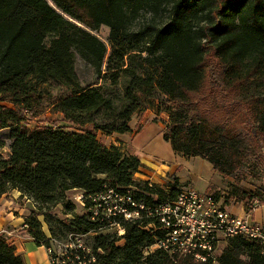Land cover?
Instances as JSON below:
<instances>
[{"label": "trees", "instance_id": "1", "mask_svg": "<svg viewBox=\"0 0 264 264\" xmlns=\"http://www.w3.org/2000/svg\"><path fill=\"white\" fill-rule=\"evenodd\" d=\"M141 12L150 13L152 22L134 31ZM164 15L166 20L155 22ZM102 27L110 30L107 60V46L94 34ZM78 58L97 80L122 85L123 95L109 97L96 82L83 85ZM49 80L70 92L54 105V113L82 129L23 125L35 85ZM259 90H264V0H0V129H10L12 141L0 139V149H9L7 156L0 154V199L13 190L40 206L57 203L71 190L130 191L148 204L158 195L165 199L161 186L135 179L143 167L136 155L98 138V133L132 132L133 115L156 96L158 113L169 118L163 137L173 151L202 158L222 177L234 178L264 157V100L251 109L254 125L248 133L233 128L238 104ZM181 187L174 179L168 196L174 198ZM263 195L234 187L228 199L259 200L264 206ZM122 224L123 246L110 235L95 238L96 264H199L163 251L145 256L155 235ZM30 225V234L42 239L41 224L31 220ZM67 227L88 234L102 224L88 212ZM0 264H26L4 236ZM219 264H264V255L258 244L236 238Z\"/></svg>", "mask_w": 264, "mask_h": 264}, {"label": "rangeland", "instance_id": "2", "mask_svg": "<svg viewBox=\"0 0 264 264\" xmlns=\"http://www.w3.org/2000/svg\"><path fill=\"white\" fill-rule=\"evenodd\" d=\"M152 18L153 16L150 13L141 12L137 19L132 23V30L137 31L144 28V26L152 22ZM166 18L167 16L158 17L155 19V22L159 23L161 20H166ZM94 34L106 44L108 49L106 56L107 60L111 53V46L109 44L110 30L107 27H102ZM76 70L83 85L96 82L97 87H101L102 91L109 97L123 95L122 85H113L110 80H97L92 69L80 58L77 60ZM35 90L37 94L36 98L33 99L32 109L27 113L26 120L23 124L26 128L35 129L46 126H52L55 128L65 127L69 131L75 132L82 129L71 123H66L61 114L54 113L53 111V107L58 101L70 96V92L67 88L49 80L45 83L36 84ZM158 98L159 96H156V98L144 102L139 111L133 115L130 123L133 122L136 126L135 130L142 129L146 123L162 122L165 125L168 121L167 119L169 118L166 113H158L159 108H162ZM263 98L264 90H259L258 92L249 91L244 96L243 101L238 104L239 108H237V110L240 112V117L235 123H233V128L235 130L245 134L249 132L250 128L254 125L251 109L258 106V104L264 100ZM2 106L6 109H13V106L9 103H3ZM85 128L91 129L92 126L89 125ZM10 133V129H0V139L6 142L7 145H10L12 142L10 140ZM98 138L102 143L107 145L110 144V141L104 138L100 133H98ZM260 146L261 149H263L261 142ZM8 152V148L0 149V154L2 156H7ZM174 179L175 178H169L168 180L170 181L166 180V184L159 186L169 190V187H172ZM195 185L196 190L203 191L206 184L204 181H200L196 182ZM234 187L244 188L252 192H257L259 190L264 191V157L258 162V164L246 167L234 178L221 177L219 185H210L209 190L207 191L210 194L220 190L221 198L225 201L226 206H228L229 212H233V207H235L238 211L236 215H242L243 209L245 208L246 210L251 205V202L237 203L234 200L228 199V196ZM185 188L188 189L190 187L185 186ZM185 188L181 187L180 190ZM12 193L16 194L14 191H10L7 194ZM79 193L80 192L77 190L68 191L65 193L64 198H59L57 203L50 205H37L28 197L27 198L31 201L29 204L26 200L25 203L18 200L13 205L9 202H2L0 203V213L5 215V212L9 211L7 207H11V211L15 213V215H20V211L28 204V207H26L25 210L27 211L26 214L28 215V219L25 220L23 226L19 227L23 228L21 233H23L27 239H34L37 246H43L45 249L50 246L56 250L57 253L66 254L65 256L67 257H69L72 252L81 250L84 254H86V258L88 259L87 254L94 253L95 238L106 235L117 238V235H115L117 228L114 226L112 227L111 223L108 222L102 225L96 233L78 234L73 231V229L67 227L71 226L74 219L77 217H82L88 213L75 199ZM218 197H220V195ZM250 219L252 222L254 221L264 225V206H261L257 211H255L253 215L250 216ZM27 220L29 223L26 222ZM31 220H37V222L41 224L40 232L43 235L42 239L38 240L30 234L29 230L31 229ZM25 226H27V228ZM35 232L37 233L38 230L35 229ZM123 244L124 241H121L117 245L123 246ZM67 257L64 260V257H62V259L60 258L61 260H59V264H76V262L71 259L72 257L68 259ZM86 264H90L88 260Z\"/></svg>", "mask_w": 264, "mask_h": 264}, {"label": "built area", "instance_id": "3", "mask_svg": "<svg viewBox=\"0 0 264 264\" xmlns=\"http://www.w3.org/2000/svg\"><path fill=\"white\" fill-rule=\"evenodd\" d=\"M169 191L163 188L160 193L165 199L159 201L158 195L153 197L152 204L137 201L130 191L123 195L114 191L97 195L79 191L75 199L89 212L92 221L102 225L110 222L112 227L117 228V244L125 242L126 231L122 221L155 235L156 243L145 249V256L163 251L176 260L191 259L199 264H219L223 252L236 238L258 244L264 255V225L250 219L261 207L259 200L251 202L252 210L249 213L243 207L245 213L240 216L229 212L225 201L216 193L203 194L185 188L170 198ZM46 252L49 264H59L62 257L63 260L67 257L50 246ZM87 255L88 259L84 252L78 250L67 259L72 257L76 264H86L87 260L90 264L97 263L93 253Z\"/></svg>", "mask_w": 264, "mask_h": 264}, {"label": "crops", "instance_id": "4", "mask_svg": "<svg viewBox=\"0 0 264 264\" xmlns=\"http://www.w3.org/2000/svg\"><path fill=\"white\" fill-rule=\"evenodd\" d=\"M130 128L132 132L126 134L112 136L100 134L110 141L109 145H105H115L140 159L143 167L135 175L136 180L164 185L166 180L170 181L169 178H175L182 187L189 186L194 190H196V182L204 181L206 185L203 191L196 190L203 194H209L207 191L210 185H219L222 176L214 171L208 161L199 157L184 158L173 151L171 144L164 140L165 125L162 122L146 123L140 130H135L136 126L132 122ZM13 191L16 194L4 195L0 203L9 202L13 205L18 200L31 203L19 191ZM28 204L20 211V215H15L11 207H7L9 211H6L5 215L0 213L1 236L6 238L9 245L15 247L16 255L20 256L26 264H49L45 247L37 246L34 239H27L21 233L23 228H19L28 219L27 211H25ZM232 213H238L235 207ZM242 213L240 216L244 215V209Z\"/></svg>", "mask_w": 264, "mask_h": 264}, {"label": "water", "instance_id": "5", "mask_svg": "<svg viewBox=\"0 0 264 264\" xmlns=\"http://www.w3.org/2000/svg\"><path fill=\"white\" fill-rule=\"evenodd\" d=\"M51 4V3H50Z\"/></svg>", "mask_w": 264, "mask_h": 264}]
</instances>
